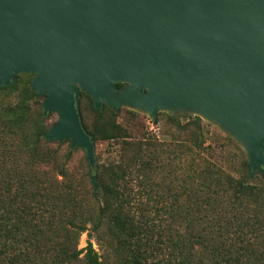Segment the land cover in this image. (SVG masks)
<instances>
[{"label":"water","instance_id":"1","mask_svg":"<svg viewBox=\"0 0 264 264\" xmlns=\"http://www.w3.org/2000/svg\"><path fill=\"white\" fill-rule=\"evenodd\" d=\"M18 74L33 75L42 116L58 114L43 139L69 140L91 170L81 92L96 110L214 122L241 144L246 177H264V0H0V87Z\"/></svg>","mask_w":264,"mask_h":264},{"label":"trees","instance_id":"2","mask_svg":"<svg viewBox=\"0 0 264 264\" xmlns=\"http://www.w3.org/2000/svg\"><path fill=\"white\" fill-rule=\"evenodd\" d=\"M25 76L31 75L18 74L16 84L0 87V264H264V180L235 176L210 160L199 117L170 118L183 138L161 148L157 163L146 149L162 147L161 141L128 140L117 114L94 109L81 92L92 114L82 122L85 130L115 142L121 159L97 161L92 170L87 164L74 185L67 163L75 148L68 145L61 158L60 144L43 139L46 118L41 107L26 108L36 93ZM171 154L190 159L179 191L167 187L160 206L137 202L133 184L144 192L148 175ZM83 233L87 245L78 248Z\"/></svg>","mask_w":264,"mask_h":264},{"label":"rangeland","instance_id":"3","mask_svg":"<svg viewBox=\"0 0 264 264\" xmlns=\"http://www.w3.org/2000/svg\"><path fill=\"white\" fill-rule=\"evenodd\" d=\"M29 75V74H26ZM30 77H24V79H29V82L32 79V74ZM18 79L16 77V83ZM43 98H37L30 103L26 104V108L30 111L41 107ZM80 115L81 120L87 123L90 122L92 118L91 112L88 110V101L86 99L80 100ZM117 118L116 121L119 123L128 133L130 138L128 140L131 141H140L144 140L148 136H155L163 146H154L148 147L146 149V153L148 157L153 158L158 163V157L155 158L160 151L161 148L163 150H170L173 148V144L178 143V141L183 138V135L178 132L174 122L170 118H174L179 120L181 123L188 122L189 119L196 117L195 115L189 112H167L161 111L158 113V122L153 123V118L149 117L147 114L142 113L140 111L131 109L126 106H122L119 109V112L116 113ZM205 128V143L206 145L212 146V150L207 157L210 160L215 161L219 166H221L225 171L234 174L235 176H240L247 172V159L245 152L241 146V144L234 139L227 131H225L221 126L214 122L207 121L205 119H201ZM58 121V114L56 112H51L46 117V125L49 129L52 125H54ZM58 142V141H54ZM60 148L57 150L58 154L62 158V156L66 152V148L69 145V140L60 143ZM54 144V143H53ZM54 149H56L55 145H52ZM183 150V149H182ZM95 152V160L100 163H115L121 159L120 150L118 145L113 141H105V140H95L94 146ZM175 154L180 153L179 150L175 149ZM164 156L162 155V158ZM184 157V156H183ZM188 157V155H186ZM187 159V158H186ZM64 160V158H63ZM185 157L182 161L179 160V156L174 155V159H172V154L169 155L164 160V167L160 169H156L152 171L149 176V181H147L144 186V192L138 194L140 187L134 183L133 184V193L139 199L137 202H148L151 205H161V201L163 199L159 198L160 195L169 194L170 191H167V187L171 188L174 192H178L180 189V176L182 173L181 168H183L190 159L185 160ZM246 162V166L243 167L242 163ZM87 160L85 158V153L80 148H75L71 160L67 163V168L69 173L73 176V184L79 182L80 176L83 172L87 170ZM194 164V163H193ZM174 178L172 183H168L166 178ZM255 177H260L264 180L259 173H256L252 177H246L249 179H253ZM85 186L88 191H90V187L88 181L86 180ZM146 192V193H145ZM82 191L79 189V194ZM97 193V190H96ZM148 198H151L148 200ZM166 202V200H164ZM170 202V200H168ZM88 236L86 233H83L79 238L78 248H83L87 245ZM91 242H94L90 239ZM94 247L97 248V246Z\"/></svg>","mask_w":264,"mask_h":264},{"label":"bare ground","instance_id":"4","mask_svg":"<svg viewBox=\"0 0 264 264\" xmlns=\"http://www.w3.org/2000/svg\"><path fill=\"white\" fill-rule=\"evenodd\" d=\"M198 114V113H197Z\"/></svg>","mask_w":264,"mask_h":264}]
</instances>
